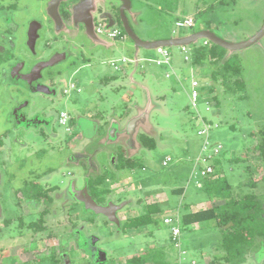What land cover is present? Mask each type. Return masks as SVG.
Returning a JSON list of instances; mask_svg holds the SVG:
<instances>
[{"label": "rangeland", "instance_id": "rangeland-1", "mask_svg": "<svg viewBox=\"0 0 264 264\" xmlns=\"http://www.w3.org/2000/svg\"><path fill=\"white\" fill-rule=\"evenodd\" d=\"M132 11L135 14L128 15L129 23L142 40L182 36L204 27L228 42L238 43L251 38L263 26L264 0H223L222 3L221 0H133ZM33 13V8L24 11L26 18ZM185 16L194 18V26L176 27V21ZM44 23L46 29L41 31L37 42L38 54L47 57L62 47L70 52L67 60L47 71H65V87L74 82L80 90H71L59 98L52 97V101L48 96L30 95L31 105L27 111H35L46 102V111L55 112L56 119L59 120L60 111L73 116L75 126L83 133L77 146L79 151L86 144V136L92 137L86 151L94 153V172L102 171L111 179L105 182L109 189L107 197L125 203L119 217L138 214L148 203L159 202L162 205L158 222L126 233L114 232L111 222L102 215L86 212L78 206L80 213L91 215L95 220V224H91L79 217L77 224L88 226L89 231L99 236L96 248L106 253L105 264H125L127 258L153 247H160L170 264H232L221 259L224 254L220 244L221 232L214 221L187 226L180 223V246L177 247L171 241L170 225L163 223V217L176 212L180 214L183 204H188L194 211L223 202L210 200L204 191L205 177L200 174V168L206 165H211L214 171L226 177L233 196L240 197L255 191L264 202V180L260 181L264 170L246 151L260 139L258 130L264 125V35L246 48L227 50L226 57L233 53L240 61V77L245 84L243 90L229 91L220 79H211L209 64L192 65L190 60H184L180 46L166 47L170 66L157 65L155 59L160 55L156 48L136 47L127 35L111 38L106 33H97L102 42L97 43L85 32L68 36L65 29L56 32L50 19ZM205 41L198 39L186 45L187 52L191 53L194 46L205 44ZM16 51L28 61L34 58L21 44ZM69 61L75 64L68 66ZM114 62L120 66L118 70L111 65ZM193 74L200 83V96L195 106L189 97ZM10 84L8 80L0 83V135L3 138L0 163L5 161L9 168L6 171L0 167L3 180L0 198L5 211L14 214L17 208L11 187L16 179H12L11 172L15 168L11 167L17 164V158L26 157L27 150L18 141L11 140L13 133H6L15 124L8 113L14 103L22 100L21 95L9 87ZM210 86L214 88L213 92L208 90ZM101 113L110 125V131L109 134L104 132L102 136H95L100 132L99 124L94 121L90 130L89 123L92 122L85 115L97 118ZM133 117L139 120L130 136L126 127ZM204 124H210L207 138L198 134ZM53 126L58 136L47 139L33 130H20L16 135L31 143V147L34 145L36 151L56 150L67 136V124L55 122ZM113 130L114 134L111 133ZM140 133L154 138L156 146L152 149L145 147L138 140ZM205 138L209 145L203 149ZM214 146L221 148L214 152ZM117 147L125 148L128 158L141 161L144 167L115 170L112 157ZM168 157L164 165L163 161ZM236 157L246 160H231ZM46 163L54 169L47 183L62 187L64 195L70 178L75 179L78 186L83 185L81 165L65 163L59 158H50ZM254 170L257 188L252 189L247 181ZM175 187H182L183 193L172 192ZM8 231L16 235L15 230ZM260 252L251 250L241 264H264V255ZM85 259L87 255L79 251L75 264H92L91 259L90 262Z\"/></svg>", "mask_w": 264, "mask_h": 264}, {"label": "flooded vegetation", "instance_id": "flooded-vegetation-1", "mask_svg": "<svg viewBox=\"0 0 264 264\" xmlns=\"http://www.w3.org/2000/svg\"><path fill=\"white\" fill-rule=\"evenodd\" d=\"M50 1L0 0V83L3 80L10 81L9 87L15 89L22 97V100L12 105L8 113L9 118L15 124L11 125V131L6 133H11V135L13 133L10 136L11 140L18 141V144L27 150L26 157L17 158V164L11 167L15 168L11 172L12 179H16L11 190L14 195L13 203L17 208L16 213H7L0 198V264H75L79 259V251L87 255L85 260L88 262L91 259L92 264H105L106 258L100 261L97 253L100 249L96 248L100 240L99 236L91 230L89 231L88 226L85 228L83 225L77 224L79 217L84 218L87 223L95 224L94 218L91 215L80 213L78 206L86 212L96 214L93 209L87 206V202L98 205H107L109 202L116 205L122 203L107 197L109 189L105 186V182L111 179L102 171L94 172L96 167L92 161L94 153L86 151L92 137L86 136V144L79 151L77 146L83 133L79 132L78 127L75 126L73 116L64 111L66 116L64 121L67 124L65 136L70 137L67 139L66 136L56 150L38 149L36 151L34 145L31 147V143L28 144L20 135L16 134L20 130H33L42 134L45 139L58 136L53 126L55 122L59 124L56 113L46 111V102L42 103L40 108L35 111H27L31 105L29 96L44 95L52 101V97L59 98L71 90H80V88H76L74 82L68 88L65 87L67 83L63 76L65 71L58 69L54 72L47 71L67 60L70 53L68 49L62 47V50H55L47 57L38 54L37 42L41 31L46 27L45 20H51L56 32L60 33L62 29H65L68 36L85 32L97 43H102L96 36L98 33L95 30L96 25L101 23L104 29H107L111 23L110 27H117L125 33L123 16L131 28L128 15L135 14V11H132L133 0H130V6L124 10L121 9L122 2L118 0H60L57 6L59 16L57 23L48 13ZM222 2L223 0H221ZM27 8L34 9L33 15L29 18H26L24 14ZM86 24L89 26L88 31L85 27ZM20 44L27 48L29 54L34 57L31 56L32 60L28 61L24 55L19 56L16 48L18 49ZM74 64V61H69L67 65ZM119 67L117 65L114 68L118 70ZM85 116L92 122L89 123L90 130L94 127V121L99 124L100 132L95 136H102L104 132L109 134L110 125L106 122L103 113L98 114L97 118L89 114ZM106 123L108 126H105ZM112 134H114V130ZM1 135L0 151L3 147ZM14 135L16 136L14 137ZM120 156L126 160L132 159L128 158L129 155L125 148L117 147L112 157L115 170H118L116 165ZM50 158H56V160L59 158V161L65 163L81 165L84 170L83 185L78 186L76 180L70 178L64 189V195L62 187L57 184H48L47 178L54 171L46 163ZM0 164L4 170L9 169L5 161H1ZM259 168L264 170V161L259 164ZM255 172V170L251 171L250 178L252 180H254ZM95 176L103 177V183L95 186L93 184ZM261 180H264V175ZM2 181L0 170V188L3 184ZM16 181H18V185H15ZM255 188L257 187L255 186L253 189ZM120 211L121 209L116 211L119 223L110 221V224H112L114 232L126 233L130 230L122 229L123 222L136 214L121 218L118 214ZM97 215H102L108 220L103 214ZM64 218L67 227L65 231L63 230ZM8 230H15L16 235H12ZM93 241L95 242L93 243Z\"/></svg>", "mask_w": 264, "mask_h": 264}, {"label": "trees", "instance_id": "trees-1", "mask_svg": "<svg viewBox=\"0 0 264 264\" xmlns=\"http://www.w3.org/2000/svg\"><path fill=\"white\" fill-rule=\"evenodd\" d=\"M227 49L207 41L205 44L194 46L190 62L192 65L207 63L211 68V79L221 80L229 91L243 90L244 81L241 79V64L238 58L231 53L226 57ZM213 92L212 86L208 87ZM260 139L253 142L247 153L250 152V158L258 166L264 161V126L259 130ZM138 140L147 148H154L156 141L154 138L140 133ZM239 162L242 157L231 159ZM254 165V168L257 166ZM144 164L136 159H124L119 157L116 168L132 170L142 168ZM103 183V177L95 176L93 184L98 186ZM247 184L253 189L256 181L251 178ZM204 191L210 200L220 199L222 203L212 204L208 208H202L192 211L188 204H183L179 214L180 223L183 226L194 223L214 221L215 226L221 232V247L224 254L221 256L226 262L232 264H241L246 261L251 250L259 251L264 246V202L257 196L255 191H250L235 197L232 194L231 186L225 176L217 173L216 170L212 175L206 176L204 180ZM172 192L177 194L183 193L182 187H175ZM159 202L146 204L144 211L128 217L122 225V229H138L146 225L158 222L157 218L162 213ZM152 234L151 230H148ZM170 264L164 251L160 247L148 248L142 254L134 255L126 259L125 264Z\"/></svg>", "mask_w": 264, "mask_h": 264}, {"label": "water", "instance_id": "water-1", "mask_svg": "<svg viewBox=\"0 0 264 264\" xmlns=\"http://www.w3.org/2000/svg\"><path fill=\"white\" fill-rule=\"evenodd\" d=\"M60 0H51L48 6V13L49 15L57 22H59V16H58V12H57V6ZM120 2H122L121 5V9H127L130 6V0H118ZM112 24L110 23L108 25V28L111 26ZM123 25H124V30L127 36L130 37V39L134 42L136 47H142V48H156V47H160V46H183V45H189L193 42H195L198 39H206L212 43H215L217 45H220L222 47H224L225 49L229 50V51H235V50H239V49H243L246 48L248 46H250L252 43H254L256 40H258L262 34L264 33V25L262 26V28L260 29V31L254 35L253 37L242 41V42H238V43H231L228 42L222 38H220L218 35H216L213 31L209 30V29H199L197 31H193L190 34H186V35H182V36H173V37H169V38H161V39H155V40H142L140 39L135 33L134 31L130 28L127 20L125 19V17L123 16ZM86 30H89V26L86 24ZM139 120V118L133 117L130 118L129 121L127 122V132L128 134L131 136L133 134L134 131V126L137 123V121ZM113 131H111L112 133ZM87 206L91 209L94 210V212L96 214H103L104 216H106L108 218L109 221H112L116 224H118V218L116 217V211L120 210L123 208V206L125 205L124 202H122L121 204H114L112 202H109L107 205H98L96 203L93 202H87ZM96 241V240H95ZM93 241V243L95 242ZM261 252L260 254L264 255V246L261 247ZM98 256L100 258V261L105 260L106 258V253L99 249V251L97 252ZM103 264V263H101Z\"/></svg>", "mask_w": 264, "mask_h": 264}, {"label": "built area", "instance_id": "built-area-1", "mask_svg": "<svg viewBox=\"0 0 264 264\" xmlns=\"http://www.w3.org/2000/svg\"><path fill=\"white\" fill-rule=\"evenodd\" d=\"M194 24H195V20L192 16H185L181 19H178L175 23L176 27H180V28L193 27ZM95 30L98 33H106L111 38L120 37V36L124 37L126 35L122 31H120V29H118L117 27H110V28L104 29L103 24H101V23L96 25ZM207 41H205L204 43H206ZM180 48L183 51L184 60H187V59L190 60L192 52L191 53L187 52L186 45L180 46ZM156 52L160 55V58L155 59L156 64L157 65L165 64L167 66H170V54H169L167 48L165 46L156 47ZM111 65L114 67L117 66V64H115V62L111 63ZM192 71L194 72V69H192ZM166 76H168L167 73H166ZM199 86H200L199 80L197 78H195L194 74H193L192 82H191V94L189 95V97H190V102L194 106L197 105V100L200 96V94H199L200 92L198 89ZM65 118H66L65 113L62 111L59 114V122L61 124H65V121H64ZM209 128H210V124H204L203 128L198 130V134L206 135V138H207ZM206 138H205L204 143H203V149H206L207 146L209 145ZM220 148L221 147L218 148L217 146H214L213 151L218 152V150ZM168 160H169V157L163 161V164L165 165ZM213 171H214V169L211 165H206V166L200 168V174L203 177L210 175ZM163 223L170 225L171 241L174 243L175 246L179 247L180 246L179 235L181 232L179 215L177 213L164 215Z\"/></svg>", "mask_w": 264, "mask_h": 264}, {"label": "crops", "instance_id": "crops-1", "mask_svg": "<svg viewBox=\"0 0 264 264\" xmlns=\"http://www.w3.org/2000/svg\"><path fill=\"white\" fill-rule=\"evenodd\" d=\"M201 29H209V30H211L210 28H204V27L201 28ZM211 31H212V30H211ZM192 32H193V31H192ZM154 40H155V39H154ZM149 41H150V40H149ZM176 213H177V212H176ZM177 214H178V213H177ZM166 215H168V214H166ZM178 215H179V214H178ZM129 230L131 231V230H136V229H129Z\"/></svg>", "mask_w": 264, "mask_h": 264}]
</instances>
